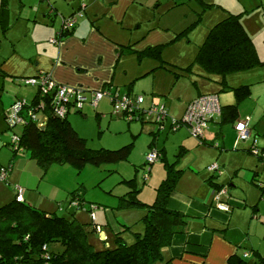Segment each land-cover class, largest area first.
I'll return each mask as SVG.
<instances>
[{
    "label": "rangeland",
    "instance_id": "rangeland-1",
    "mask_svg": "<svg viewBox=\"0 0 264 264\" xmlns=\"http://www.w3.org/2000/svg\"><path fill=\"white\" fill-rule=\"evenodd\" d=\"M49 2L50 0H31V2L30 0H0V13L1 8L5 7V17L9 20L11 33L16 35L19 31L20 35L24 23L30 22L34 17H40L44 21L45 18H42L41 15L44 12L50 13V6L52 5ZM138 2L139 4L136 6L138 8L137 16L133 15L137 21L133 23L130 31L142 34L145 31L136 28V24L143 22V25L149 28L153 24L167 33L169 41L162 46L160 58L145 57L140 61L136 55L123 54L117 67L116 82L119 84L120 96L126 95L129 88L132 90L133 96H141L143 98L141 108L145 110L152 105H163L167 111L166 120L160 127L152 119L128 121L125 118H119L116 113H113L110 100L106 97L100 101L98 109H94L88 104L82 113L73 112L69 114L68 120L73 124L76 132L86 140L89 148L117 150L129 143H133V146L127 161L103 164L99 167L86 165L81 170H73L76 178L79 177L74 191L82 187L79 193L83 191L82 198L86 200L84 205L91 207V211L84 208L75 210L74 207L69 210V203L61 204V208H58L59 204L56 202L54 203L57 210L55 213L58 216L71 218L70 212L75 211L86 231L91 234V214L96 210L99 213V211H106L107 208L114 206L117 201L116 195L128 191L127 186L122 183L123 180L134 178L142 197L148 193L151 198L155 196V188L165 175V161L158 158L152 165H148L146 157L151 151H156L159 154L164 148L167 158L171 162L176 160L175 155L182 150V157L178 159V168L184 170L179 182L180 189L183 192H189V194L197 192L200 196L204 195L201 182L205 179L208 180L212 175L207 167L214 163L219 165L222 174L219 176L214 174V179L223 187L214 190L218 192H221L222 188L226 190V194H220L219 201L224 202L226 201L224 199L233 198L234 204H238L233 207L235 220L232 223L233 226L231 225L228 230V235L239 246L238 249L236 248V256L249 264H260L252 250L256 249L264 255V161L252 153L251 142L248 140L237 141L235 124L220 125L219 115H215L208 122L207 128L203 131V138L194 137L185 124L174 129L172 122L183 118L185 112L183 106L188 102V98L196 95L199 90L202 93L218 91V94L215 92L216 95H211L217 96L219 104L222 106L224 102L236 103L237 101L234 91L230 89L231 87L251 86L250 96L238 102V118L248 110L252 111V134H257V146L261 152L263 151L264 0H138ZM34 8H37L36 12ZM228 14H241V23L250 37L261 63L252 69L226 75L225 81L228 86L223 87L206 78L209 76L203 67L195 61V58L210 29L226 18ZM53 15V25L50 17L45 19L46 24L43 23V26L49 27H45L41 33L43 37L48 34L51 27L59 26L62 12L58 10L55 16ZM128 16L125 22L132 24L127 21ZM139 18H142L143 21ZM15 24L17 25L15 26ZM39 29L42 30L43 28ZM8 30L10 29L6 23H0V64L2 58H5L12 49L4 36ZM52 35L50 38H54ZM158 64L164 65V68H157ZM188 67L191 69L190 72L186 71ZM151 69L154 71L143 76ZM175 73L180 74L181 77L176 79ZM218 81L220 82L221 78H218ZM35 90L34 86L27 87L13 83L11 78L3 77L0 72V163L3 168H14L13 179L23 177L20 170V159H22L20 156L25 153L29 159L30 152L22 150L20 154L15 156L8 146L13 135L21 136L22 128L15 126L14 130H10L4 116V110H8L18 98L23 100L20 98L23 94L26 95L28 104H30ZM6 105L8 106L5 107ZM97 112L100 113L99 118L96 116ZM38 116L39 119H44L41 112H38ZM238 118L236 121H239ZM221 130L224 135L228 132L229 137L223 139V149L219 152L215 135L217 131ZM231 132L233 133L232 136L229 135ZM175 135H179V137L174 139ZM204 138L210 142L209 145L204 143ZM218 141L221 142V140ZM151 144L153 145L150 146ZM61 169L73 168L68 165L51 166L45 172L46 174L44 173L41 185L52 187V182L58 184V180L62 179L73 183L74 174ZM148 170L149 173L147 174ZM252 178H254L255 184L250 182ZM256 184L261 185L263 189L261 190ZM18 186L22 187L18 184L11 186L7 182L0 181V206L15 198V187ZM205 187L208 185L206 184ZM91 202L93 203L91 204ZM242 205L245 207L243 208ZM255 205L258 210L253 213L252 206ZM215 206L217 207V203ZM121 210L128 211V209ZM141 219L133 220L132 227L122 233L126 244L134 242L135 234H139V229L143 230L142 233L144 232V224ZM102 220L99 222L103 227H106L105 217L102 216ZM250 222L252 223L250 224ZM113 247H115L114 244L104 248ZM50 248L55 253L62 250L60 244L51 245ZM244 253L246 258H243ZM155 264L163 263L159 261Z\"/></svg>",
    "mask_w": 264,
    "mask_h": 264
},
{
    "label": "crops",
    "instance_id": "crops-1",
    "mask_svg": "<svg viewBox=\"0 0 264 264\" xmlns=\"http://www.w3.org/2000/svg\"><path fill=\"white\" fill-rule=\"evenodd\" d=\"M49 3L52 5L50 6V10L52 9L54 13L58 10L62 12L61 17H69L76 11L82 9L83 6L85 7L84 15L79 19L73 33L57 45L50 43L49 40L51 39L50 37L52 34V36L55 37L58 29L60 28L61 17L59 26L51 27V30L44 37L41 33L44 31L45 27H49L45 25L43 26V23L46 24L47 22L45 19L50 17L52 22L51 24L53 25L54 20L52 19V14L50 15L44 12L41 15L42 18H45L44 21L41 20L40 17H34L30 22L24 23L23 31L20 35L18 33L19 31H17L16 35L11 33L12 30L11 27H9L8 18L3 17L0 19V23H6L7 27L10 29L8 32H5L4 36L12 46L9 54L6 55L5 58H2L0 72L3 77L11 78L13 83L17 85L22 86L19 83V80L22 78L34 77L38 73H46L59 84L82 87L87 92L101 90L105 86H109L112 90L118 89L119 91V84L116 82V74L121 56L123 54H132L136 55L138 60L141 61L145 57L140 59L137 55L138 52H142L149 47L165 45L169 41L167 33L158 28V26L155 27L153 24L150 25V28L143 25V22L136 24V28L140 29V31H145L142 34H140V32L132 33L130 31L133 23H136L137 21L133 15H136V11L138 9L136 6L139 4L138 0H50ZM127 16V21L132 24L125 22ZM139 19L142 20V18ZM16 25L17 24H15V26ZM146 27H148L147 30H145ZM39 28L43 29L40 30ZM123 47H131L132 51L124 50L121 54H119L118 51L123 49ZM162 67L164 68V65L158 64L157 68ZM151 71H154V69L147 71L143 74V76ZM174 75L176 79L181 77L180 74L175 73ZM206 78L220 85V82L218 81L219 77ZM249 90L251 94V86L249 87ZM131 91L132 90L129 88L127 93L131 94ZM215 92L216 90L213 92L202 93L199 90L196 95H192L188 98V102L186 99L187 103L183 107L186 109L187 105L199 96L206 94L211 95L215 94ZM217 92L216 94H218ZM17 97L18 94L16 99ZM20 98L23 99L21 101L28 103L26 95L23 94ZM99 103L94 109H98ZM234 104L235 102H224V104L220 106L225 107ZM86 105H88V103L85 104L80 111L70 110L69 114L73 112L82 113ZM252 114V111L248 110L239 118L237 117L239 121L237 120L230 124L234 125L236 122L247 123L250 135L248 142H251L252 139H256L258 145L257 134H252ZM116 115L119 118H123L120 114ZM96 116L99 118L100 113L97 112ZM227 133L228 132L224 135L222 130L216 132L215 141L219 152L223 149V139H227V137H229ZM229 135L232 136L233 133L231 132ZM177 137H179V135H175L174 139ZM203 140L205 141V144L208 143L209 145L210 142H207L205 138ZM218 140H221V142ZM152 145L153 144L150 146ZM263 149L264 145H262V150ZM20 153L21 152L14 155L16 156ZM182 154L181 150L175 155L176 160L170 162L164 148L161 153H159V160L165 161V175L161 181L166 176V165L171 164L174 165L176 169L181 170V175L175 186V190L170 195L168 208L173 211L181 212L186 216L185 226H183L180 229L181 231L173 237L171 245L162 250L161 262L163 264H229V259L233 255L237 254L236 250L239 248L237 242L234 241L230 235H228V230L231 225L233 226L232 223H234L235 220V211H233V207L238 204H234L235 201L233 198H227L224 199L226 200L224 202L220 201L228 205L230 207V211L222 212L217 209L215 206L217 202L212 196L214 191L213 185H221L222 187L223 185L215 181V175L211 172L210 173L212 175L210 178L208 180H202L203 182H201V186H203L202 188L204 189V195L200 196L197 192L194 194L183 192L179 187V182L184 170L178 168V159L182 157ZM20 157L22 158L20 159V170L22 171L21 173L23 174V177L20 179H13L14 168L11 167L4 182H7L11 186L18 184L24 188L23 202L47 213H55L57 211L54 204L56 202L59 204L58 208H61V204L69 203V210H72L74 207L75 210H78V208H84L87 211H91V207H87L86 205H79V207L74 204L76 200H78L77 202H80L79 199H83V194L80 195L81 197L77 199L75 198L76 200H72L71 194L76 189L75 185L79 179V177L76 178V174L74 173L75 171H73L76 170L75 168L70 166V168L72 167L73 169H61L72 175L74 174L73 183L68 182L66 179H62L58 180V184H55L56 182H52V187L49 185L42 186L41 179L46 173L43 174L40 168L36 165L35 161L31 158L28 159L27 154L22 153ZM14 162H16L15 159ZM148 173L149 170L147 171V174ZM250 182L255 184L254 178H252ZM206 184L208 187H205ZM256 185H258L261 190L263 189L261 185ZM208 188L211 189L210 193V189L208 190ZM125 192H123V194ZM123 194L121 193V195ZM121 195H116V197ZM138 197L146 204H150L154 199V196L151 198L149 193L144 194V198L140 194ZM85 202L86 200H84L83 203ZM117 204L118 201H116L114 206L111 208H107L106 211H99L98 213L96 210L94 212L95 219L94 221H91V234L87 232V238L95 249L109 247L114 244L116 233L123 231L127 227H132L133 220H140L145 215L144 209L132 208L128 209V211H122L121 209L115 208ZM242 206L243 208L245 207V205ZM256 207V205L252 206L253 213L257 212L258 207ZM70 213L71 216L74 214L80 221V218L76 215L75 211ZM102 216L105 217L107 221L106 227H103L101 222H99V220L103 221ZM251 223L252 222H250V224ZM142 231L143 230L139 229L138 233L142 234ZM252 251L253 253H259L256 249ZM244 255L246 254L244 253ZM246 257L243 256V258Z\"/></svg>",
    "mask_w": 264,
    "mask_h": 264
},
{
    "label": "trees",
    "instance_id": "trees-1",
    "mask_svg": "<svg viewBox=\"0 0 264 264\" xmlns=\"http://www.w3.org/2000/svg\"><path fill=\"white\" fill-rule=\"evenodd\" d=\"M84 10L85 7L75 13L80 12L82 17ZM5 14V7H2L0 19L5 17ZM49 14L55 15L52 9ZM76 26L77 24L71 30L64 31L58 37L59 41L70 36ZM162 46L146 48L137 55L140 59L160 58ZM124 50L132 51L131 47H123L118 53L121 54ZM195 61L203 67L209 77L221 78L220 85L223 87H226V75L252 69L261 63L241 23V14H228L210 29L203 45L198 49ZM186 71L190 72V67ZM104 89L110 88L105 86ZM232 90L237 101L234 105L221 107L220 125L234 123L238 117V102L250 96L248 86ZM114 92L119 93L118 89H114ZM30 101V104L24 101L26 104L24 111L31 109L41 112L47 117V121L45 127L41 129L35 121L28 118L26 123L20 126L22 134L19 136V146L22 150L30 152V158L43 174L55 165H69L81 170L86 165L99 167L128 160L133 143L117 150L89 148L86 140L76 132L67 117L61 119L53 115L51 95L42 96L41 91L36 88ZM40 104H43V109H35ZM14 128L9 127L10 130ZM9 147L12 149L11 141ZM12 151L16 154L14 149ZM2 169L8 172L10 170L3 168L0 163V171ZM180 175L181 170L176 169L174 165H166V176L155 188V196L150 204L139 199L140 189L134 178L122 181L128 191L117 196L118 204L115 208L144 209L145 215L141 219L144 232L135 234L134 242L126 244L122 233L129 230L127 227L115 234V247L108 249L94 248L87 238L84 224L80 223L74 214L71 218L58 216L56 213L41 211L25 202H17L14 198L0 206V264H155L162 260V250L171 245L173 237L186 224V216L183 213L168 208L170 195L174 192ZM213 186L215 190L222 187ZM81 189L82 187L79 188ZM79 190L72 192V200L84 194L83 191L79 193ZM79 200V205H84V199ZM55 244L62 246L60 252L55 253L51 250L50 246ZM254 255L260 264H264V255L257 252ZM229 264L248 263L233 255L229 259Z\"/></svg>",
    "mask_w": 264,
    "mask_h": 264
},
{
    "label": "built area",
    "instance_id": "built-area-1",
    "mask_svg": "<svg viewBox=\"0 0 264 264\" xmlns=\"http://www.w3.org/2000/svg\"><path fill=\"white\" fill-rule=\"evenodd\" d=\"M45 1V0H40ZM84 8V6L82 7ZM37 11V8H34ZM81 17L80 12L75 13L69 17H61V25L54 38L49 41L52 44H59V36L64 32L71 30ZM22 86H34L41 91V95H51V107L52 113L57 118H65L69 114L70 110L80 111L85 104H89L93 108H96L97 104L105 97L110 100L113 107V113L120 114L125 120H150L152 119L160 127L163 125L167 117V111L162 106H150L147 110L141 108L143 104V98L141 96H133L132 94H126L120 96L119 93H115L112 89H101L96 91L87 92L82 87L69 86L66 84H59L55 82L49 74L38 73L34 77L22 78L19 80ZM25 102L21 100L15 101L11 107L5 111V119L8 126L15 127L21 126L26 123L28 118L37 123L39 127H45L47 117L39 119L38 111L31 109L25 110ZM35 109H43V104ZM221 107L217 96L215 95H202L191 101L184 112L181 120H174L173 128L178 129L185 124L188 126L190 133L197 138H203V131L207 128L208 122L212 120L215 115H220ZM237 134V141H247L250 139L248 124L239 122L234 126ZM252 153L257 157H261L264 160V151H260L257 146L256 139H252ZM217 146V145H216ZM11 147L16 153L22 151L19 146V137L13 135L11 139ZM159 158V154L156 151H151L146 157V163L152 165ZM207 170L211 173L221 175V169L216 163L207 167ZM8 170L2 169L0 171V181H4L7 177ZM15 199L17 202H23V188L15 187ZM226 194V190L222 188L221 192L213 191L214 200L217 202V209L222 212H229L230 207L221 201H219L220 194ZM75 205L79 206V202H75ZM80 207V206H79ZM91 219L94 221V213L91 214ZM45 251V246L43 247ZM46 254V253H45ZM246 256V255H244Z\"/></svg>",
    "mask_w": 264,
    "mask_h": 264
},
{
    "label": "clouds",
    "instance_id": "clouds-1",
    "mask_svg": "<svg viewBox=\"0 0 264 264\" xmlns=\"http://www.w3.org/2000/svg\"><path fill=\"white\" fill-rule=\"evenodd\" d=\"M221 107V106H220ZM40 128H42V127H40ZM261 159V158H260ZM263 160V159H262Z\"/></svg>",
    "mask_w": 264,
    "mask_h": 264
},
{
    "label": "water",
    "instance_id": "water-1",
    "mask_svg": "<svg viewBox=\"0 0 264 264\" xmlns=\"http://www.w3.org/2000/svg\"><path fill=\"white\" fill-rule=\"evenodd\" d=\"M44 127H42L41 129H43Z\"/></svg>",
    "mask_w": 264,
    "mask_h": 264
}]
</instances>
